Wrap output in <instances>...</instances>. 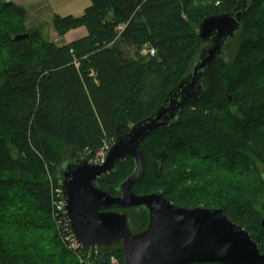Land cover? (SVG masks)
I'll return each mask as SVG.
<instances>
[{"label":"trees","instance_id":"16d2710c","mask_svg":"<svg viewBox=\"0 0 264 264\" xmlns=\"http://www.w3.org/2000/svg\"><path fill=\"white\" fill-rule=\"evenodd\" d=\"M237 1L90 0L80 16L53 15L59 36L86 30L57 45L26 27L25 8L0 0V264H81L57 228L50 181L73 153L93 161L118 127L153 114L196 61L200 21ZM245 1L240 30L203 73V94L143 140L132 191L219 208L264 253V0ZM133 169L127 157L97 183L117 195ZM122 211L134 233L146 227L144 208ZM98 248L92 264L104 254L124 263L119 243Z\"/></svg>","mask_w":264,"mask_h":264},{"label":"water","instance_id":"95a60500","mask_svg":"<svg viewBox=\"0 0 264 264\" xmlns=\"http://www.w3.org/2000/svg\"><path fill=\"white\" fill-rule=\"evenodd\" d=\"M247 2L238 0L230 12L212 15L195 29L201 43L196 61L150 116L127 132L118 127L104 160L93 163L83 153H73L70 164L58 174L64 210L76 241L84 248H110L120 244L123 264H264L249 233L231 221L221 209L185 208L171 203L160 191L136 194L132 185L143 175L142 142L158 129L172 125L185 103L204 92L203 73L223 54L225 44L241 28ZM19 34L14 40L27 39ZM130 157L134 169L118 185L119 194L102 189L99 177L116 170L117 162ZM145 209L148 222L135 233L123 209ZM100 264H109L104 254Z\"/></svg>","mask_w":264,"mask_h":264},{"label":"rangeland","instance_id":"374dc122","mask_svg":"<svg viewBox=\"0 0 264 264\" xmlns=\"http://www.w3.org/2000/svg\"><path fill=\"white\" fill-rule=\"evenodd\" d=\"M15 0L16 4L22 6L27 11L26 27L35 28L38 27L41 31L44 39L49 40L57 45L68 43L71 40H76L86 34L85 29H73L68 32L67 35L59 36L52 25V17L54 14L61 16L73 15L78 11V6H82V0ZM202 4L195 3L194 6H200ZM129 54L131 52L128 51ZM112 144V143H111ZM111 146V145H110ZM98 152L95 155L93 162H97L99 159ZM101 162V161H99ZM256 166L262 170L260 164L256 163ZM99 254L91 255L89 257H82L86 264H92L93 260L97 259L100 255V249L98 248ZM89 258V259H88ZM84 262V263H85Z\"/></svg>","mask_w":264,"mask_h":264},{"label":"built area","instance_id":"2783aa9c","mask_svg":"<svg viewBox=\"0 0 264 264\" xmlns=\"http://www.w3.org/2000/svg\"><path fill=\"white\" fill-rule=\"evenodd\" d=\"M143 54H154V49L153 48H146L142 50ZM111 144H103V146L99 149L98 155L99 159L96 161H103L104 157L106 155V152L108 151ZM50 186H51V200H52V206L55 214L53 215L57 228L59 229V233L61 236H63V240L67 244V248L70 249L72 252L76 253L81 264L85 262L82 257H89L91 255L96 254V256L99 254L98 252V247H93V248H84L82 245H80L73 233L71 232V229L69 227V221L67 220V216L64 210V202L62 198V191H61V181H58L55 185L54 182L50 181ZM109 264H119L118 259L115 258L114 255L109 256Z\"/></svg>","mask_w":264,"mask_h":264},{"label":"crops","instance_id":"0c3cea01","mask_svg":"<svg viewBox=\"0 0 264 264\" xmlns=\"http://www.w3.org/2000/svg\"><path fill=\"white\" fill-rule=\"evenodd\" d=\"M10 1H12L13 3L16 4L15 0H10ZM40 1H42V0H40ZM40 1H37V2H40ZM45 1H46V0H43L44 3H46ZM80 1H81V0H80ZM37 2L35 1L36 4H37ZM89 2H90V0H82V6H81V7L78 6V11H77L76 14H73V16H80V15L83 13L84 9L87 7V5H88V6L90 5ZM16 5H18V4H16ZM78 29H84V28L81 27V28H78ZM70 31H71V30H70ZM68 32H69V31H68ZM68 32H67L65 35H67ZM71 41H73V40H71ZM71 41H69V42H71ZM69 42H68V43H69Z\"/></svg>","mask_w":264,"mask_h":264},{"label":"flooded vegetation","instance_id":"af4514ba","mask_svg":"<svg viewBox=\"0 0 264 264\" xmlns=\"http://www.w3.org/2000/svg\"><path fill=\"white\" fill-rule=\"evenodd\" d=\"M72 162H73V161H72L70 158L66 159V160L62 163L61 168H62L63 166H65L66 164H70V163H72Z\"/></svg>","mask_w":264,"mask_h":264},{"label":"bare ground","instance_id":"6f19581e","mask_svg":"<svg viewBox=\"0 0 264 264\" xmlns=\"http://www.w3.org/2000/svg\"><path fill=\"white\" fill-rule=\"evenodd\" d=\"M91 162H93V161H91ZM93 163H100V162H93ZM61 181V180H60Z\"/></svg>","mask_w":264,"mask_h":264}]
</instances>
